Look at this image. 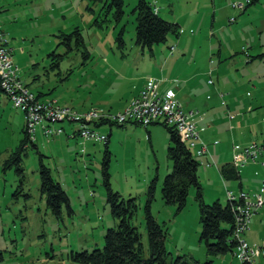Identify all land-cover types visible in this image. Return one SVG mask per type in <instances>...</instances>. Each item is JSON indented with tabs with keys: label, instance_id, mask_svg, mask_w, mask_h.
<instances>
[{
	"label": "rangeland",
	"instance_id": "374dc122",
	"mask_svg": "<svg viewBox=\"0 0 264 264\" xmlns=\"http://www.w3.org/2000/svg\"><path fill=\"white\" fill-rule=\"evenodd\" d=\"M136 1L123 0L124 14L117 22L112 13L102 20L101 2L0 0V22L21 78L62 108L117 114L124 110L133 87L150 75L163 79V87H173L187 111L183 109H193L204 118L205 129L199 135L210 154L193 152L199 160L197 174L204 201L218 198L225 203L226 189L238 194L239 179L223 178L219 165L232 162L235 144H260L264 134V54L256 55L264 51V0H156L159 14L178 21L180 27L151 49L135 42L132 9ZM122 25L123 42L117 38ZM76 27L85 45L69 49L61 33ZM74 37L73 33L71 44ZM241 116L243 126L254 125L255 134L249 139L240 134L236 120ZM23 123L21 109L0 89V264H87L72 259L70 252L102 246L107 227L115 224L106 197V166L111 188L124 198H136L133 222L145 254V204L154 179L150 210L165 225L164 244L170 255L208 257L199 236L196 188H189L179 211L176 204L162 198L161 183L172 161L166 152L168 133L160 121L147 125L102 122L96 128L107 135L105 140L70 137L78 121L52 123L63 126L54 135L43 133L37 125L35 145L28 141L19 150V158L12 159ZM40 158L68 195L69 206L62 204L58 213L48 207L40 189ZM260 159L238 166L245 188L249 179L253 181L246 175L257 177L254 168L258 165L264 170ZM242 237L253 247L264 243V203L250 216ZM237 251L209 257L214 264H243ZM253 264H264L263 251Z\"/></svg>",
	"mask_w": 264,
	"mask_h": 264
},
{
	"label": "trees",
	"instance_id": "16d2710c",
	"mask_svg": "<svg viewBox=\"0 0 264 264\" xmlns=\"http://www.w3.org/2000/svg\"><path fill=\"white\" fill-rule=\"evenodd\" d=\"M92 1L93 3L101 2V11L104 15L102 20L106 19L109 13L113 14L117 22L122 19L124 14L123 0H90V2ZM252 1L255 0H247L249 3ZM132 11L135 13L136 20L135 42L141 48L148 47L151 49L154 43L165 41L168 33L176 34L179 31L180 24L165 19L159 14V11H154L151 0H137ZM95 21L98 23L97 19ZM73 33L75 37L73 38V44H71L70 40ZM123 33L124 25L121 26L117 34V38L121 42H123ZM61 36L67 37L68 41L65 43L69 49L85 45L83 36L77 27L69 33H61ZM52 52L56 55V52ZM263 54L264 51L256 55L260 57ZM57 55L61 56L59 53ZM37 94L43 96L41 94L44 93L38 91ZM102 122L105 121H98L96 125ZM161 123L165 126L168 133L169 142L166 152L168 158L172 161V167L164 175L161 183L162 198L166 203L176 204L177 211H179L185 205L189 188L191 186L196 188L195 199L197 200L201 226L199 236L204 241L205 251L208 257L204 260H198L196 258H190V256L187 257L185 254L170 255V252L164 244L166 237L165 225L158 222L150 210V202L155 187L154 179L148 185V198L145 204V228L148 236V252L145 254L141 234L133 222L138 208L136 198L135 196L124 198L119 191L111 188L108 181L106 163V167L103 169L105 176L104 182L107 189L106 197L110 204L115 224L107 227L102 246L94 247L90 251L86 249L71 251L70 256L72 259L87 264H214L209 255L235 251L238 245V238L234 233L237 212L236 206L242 200H230L227 198L226 202L222 203L216 198L212 202L204 201L197 174L199 160L194 156L192 149L181 140L179 133L173 125H168L164 122ZM118 124L124 125V123ZM28 141L35 145L32 140H29L25 127H23V135L19 141V145L11 153L12 159L19 158L21 149L27 146ZM106 151L108 152L107 149ZM39 163L40 189L45 192L48 207L53 212L58 213L62 204H66L67 207L69 206L68 195L61 186V183L54 179L50 168L43 163L41 158ZM219 172L225 179L240 178L238 167H235L231 161L222 163L219 167ZM1 257L2 255L0 253ZM242 263L253 264L246 260L242 261Z\"/></svg>",
	"mask_w": 264,
	"mask_h": 264
},
{
	"label": "built area",
	"instance_id": "2783aa9c",
	"mask_svg": "<svg viewBox=\"0 0 264 264\" xmlns=\"http://www.w3.org/2000/svg\"><path fill=\"white\" fill-rule=\"evenodd\" d=\"M153 10L158 11L156 0H151ZM233 5L242 6V2H233ZM208 82H212L210 78ZM0 89L3 90L11 100L13 106L21 109L24 113V127L29 140H33L37 125L45 134L54 135L63 131V126H54L52 123L58 121H78L77 134L82 139L105 140L107 135L96 128V122L127 123L138 122L144 125L154 121L173 125L185 142L195 154L201 155L207 152V144L199 135L192 112H186L179 100L175 97L173 89L163 92L158 90L156 77H149L139 91L130 98L123 111L110 114L102 110L94 109L90 112H78L62 108L52 98L40 96L30 89L21 78L18 65L14 62L12 49L8 45V38L2 29L0 22ZM222 95V94H221ZM222 102H224L222 100ZM264 109V108H263ZM264 123V110L262 114ZM261 156L260 163L264 166V144L255 141L239 146L234 145L232 163L235 167L243 165L248 160H257ZM228 199H241L242 202L236 206V225L234 233L238 238L236 255L242 260L253 263L255 256L261 254L260 246H250L242 237L244 230L248 227L250 216L264 203V180L259 189L248 192L240 189L238 194L227 189Z\"/></svg>",
	"mask_w": 264,
	"mask_h": 264
},
{
	"label": "crops",
	"instance_id": "0c3cea01",
	"mask_svg": "<svg viewBox=\"0 0 264 264\" xmlns=\"http://www.w3.org/2000/svg\"><path fill=\"white\" fill-rule=\"evenodd\" d=\"M158 11H159V9H158ZM173 21H175V22H178V21H176V20H173ZM179 23V22H178ZM5 31V30H4ZM11 48H12V46H11ZM149 77H152L151 75L150 76H148V77H146L145 78V80L144 81H139V83L138 84H136L134 87H133V91L127 96V101H126V103L130 100V98L132 97V96H134L138 91H139V89L143 86V84L145 83V81L149 78ZM163 82V79H159L158 78V89H159V91L160 92H162V91H164L165 89H168V88H173V87H170V86H162V84L161 83ZM209 83H212V82H209ZM162 88V89H161ZM175 91H176V89H175ZM176 95H177V97L179 98V96H178V92L176 91ZM8 97V96H7ZM125 103V104H126ZM124 104V103H123ZM124 104V105H125ZM123 105V106H124ZM122 106V107H123ZM183 106V105H182ZM227 106H228V108H230L229 107V104H227ZM247 107H250V108H252V107H254L253 105L252 106H250V105H247ZM184 108V107H183ZM185 109V108H184ZM186 110V109H185ZM193 109H189L188 110V112H192V117L195 119V121H196V126H197V128H198V132H199V134H200V130H204L205 129V126H204V124L202 123V122H204V118H203V115H201L200 113H198V114H195V111H192ZM22 111V110H21ZM187 111V110H186ZM23 112V111H22ZM23 117H24V113H23ZM261 120H262V118H261ZM24 122H25V119H24ZM236 122H237V124H238V127L239 128H241L242 130H241V132H240V134L242 135V136H244V139H249L250 138V136L251 135H253L254 136V125L253 124H246V125H244L243 126V122H244V119H243V117L241 116L240 118H238L237 120H236ZM104 123V122H103ZM109 123V122H108ZM130 123H136V122H132V121H130ZM152 123H154V122H152ZM202 123V124H201ZM101 123H99V124H97V127H98V125H100ZM109 124H111V123H109ZM23 127H24V123H23V125L21 126V132H22V135H23ZM111 128H109V133H108V136L111 134ZM77 132L75 131V133H74V131L72 132V135L70 136V137H74V138H76L77 139ZM260 137H262L261 138V142L264 144V134H261L260 135ZM109 140V139H108ZM245 144V143H244ZM207 155L208 154H210V152H209V149H208V146H207ZM226 162V161H225ZM224 163V162H223ZM222 164V163H221ZM220 164V165H221ZM220 165H219V167H220ZM219 167H218V169H219ZM264 167V166H263ZM260 168H261V166H257L256 168H254V172H258V175H257V177H252V176H250V177H248V175H246V177L249 179V178H251V179H253V181L250 183V179H249V181H248V183H247V185H246V187L247 188H245V186L243 185V183H242V180H241V174H240V178H239V182H238V186H239V190L240 189H242V190H245V191H249V192H253V191H255L256 189H259V186L261 185V183L263 182V180H264V170H261L260 171ZM249 170H247V172H248ZM240 172V171H239ZM227 190V189H226ZM231 190V189H230Z\"/></svg>",
	"mask_w": 264,
	"mask_h": 264
},
{
	"label": "bare ground",
	"instance_id": "6f19581e",
	"mask_svg": "<svg viewBox=\"0 0 264 264\" xmlns=\"http://www.w3.org/2000/svg\"><path fill=\"white\" fill-rule=\"evenodd\" d=\"M76 130H77V129H76ZM76 130H75V131H76ZM75 131H74V132H75ZM76 132H77V131H76ZM192 151H193V150H192Z\"/></svg>",
	"mask_w": 264,
	"mask_h": 264
}]
</instances>
